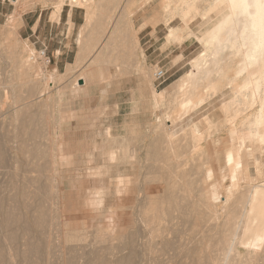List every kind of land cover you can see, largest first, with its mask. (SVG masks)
Here are the masks:
<instances>
[{
  "label": "rangeland",
  "instance_id": "rangeland-1",
  "mask_svg": "<svg viewBox=\"0 0 264 264\" xmlns=\"http://www.w3.org/2000/svg\"><path fill=\"white\" fill-rule=\"evenodd\" d=\"M54 1L55 0H22L19 3L20 6H15L10 0H3L2 3L6 6L7 12L5 16H0V30L10 21L16 25L17 32L15 34H10L9 40L5 43L2 42L0 37V95L2 96L4 93L9 95H7L8 100L6 99V105H4L1 110V112L4 113V117H1L3 115L0 112V117L3 119L2 121L0 118V133L3 136L1 137L0 134V138L2 142L5 141L1 147L3 151L0 150L2 151L0 154V164L2 163V165H0V214L2 216L6 210L8 211L9 209L11 212L13 209L12 213L15 212L20 217L27 213L21 219L24 220L27 219V217L28 219L32 218V215L35 217L38 214L43 213L44 215H42L45 217V220L46 218L49 219L52 215L51 219L47 220L48 222H51V220L55 222L52 221L51 224H48L46 223V220V224L42 227V229L45 228V232L44 230L38 231L41 227H37V229L36 227H29L30 232L28 231V227V229H25L21 228L22 225L20 226V223L14 224L12 229L15 232L18 231L16 232L17 239L15 237L17 241L14 239L15 242L7 239L6 235L4 236V233L6 232L5 234H7L9 230L5 231L2 224H0L2 227H0V262L2 261L0 264H108L109 261L114 263V260H117L116 262H118V264H133V260L135 259L136 262L139 260V263L135 262L136 264H211L212 257L215 255L214 246L218 242L222 243L216 230H213L211 227V224H214L216 220H213L214 222L212 221L211 223L213 218L211 219L210 215V217H208V214L210 213L206 212L208 213L206 215V213L202 211L201 206L194 202V200L199 199L196 196L197 193L192 194L191 192L193 190L188 188L187 185L184 186L187 187V190L189 189V192L183 190L184 186L182 187L183 189L180 188L183 184L182 181H187L189 178L191 180L195 175H197L198 178V174L201 172H197L199 171L198 169L204 164H210L211 161H206L209 159L208 155L205 160L204 157L206 155L202 154V159L206 162L202 164L204 161L200 158L201 160L198 162L199 160L196 158L198 161L195 160L194 165L193 161L187 159L185 155L182 153L179 154L181 151L183 152L184 147L183 145L181 146L182 143H178L180 146L173 145L176 150L173 149L170 151V153L172 152V155L166 153L169 152L167 151L169 149H167L168 145H166L167 148L163 147V144H165L163 138L156 133L152 134V131L149 130L151 126L146 127L147 129L143 128L151 117H149V115H151V110H148L151 109V107H148L149 104L146 105L148 102L146 99L148 96L150 97V91L148 90L153 86V89L157 92L164 91L165 102L159 108H155L156 110L159 109L164 113L171 108L175 80L187 71L188 68L190 69V59L200 52V44L193 38L186 39L181 43L174 42L166 44L165 35L168 31V27L176 25L177 19L165 23L158 12V0H154L151 3L152 7L149 8L145 7L146 5H142V7H144L142 14L137 12V14L135 13L136 15L134 14V17L131 16L130 10H133L134 8L136 10L137 7H139L136 2L133 3L131 0V4L134 6L130 5V8L127 10L128 14L126 13V15L122 13L126 2L125 0H105L96 6L94 14H92L88 21L87 17H85L84 26H82L80 32L82 35L81 43L80 45L77 44L74 62L67 65V67H72V71L66 73V67L65 70H58V73H54L52 71L55 68L51 67L49 63H46L42 58L32 60L34 61L32 69L29 68L27 70L25 67H19L18 62L16 61V55H18V52H22V54L25 53V55H33V53L37 51L31 40L26 38L25 35L22 36L19 33L22 18L26 17L29 22H32L40 13L42 14V18L50 16V12L54 8ZM29 4L31 5L27 6ZM14 7L17 8V12L13 15V18H10L12 11L15 9ZM63 8H75L85 15V7L83 6H72L67 2L64 4ZM130 19L133 21L134 28L139 29V27L142 26V29L137 33L138 43H134L133 30L129 24ZM49 20L55 19L49 17ZM112 21L113 24L111 25ZM142 23H144V25H142ZM193 29L196 32L198 31L197 27ZM26 45L28 49L24 52L23 47H26ZM156 70H162L164 72L163 77L158 80L154 78V72ZM101 71L104 72L106 78L101 79L100 81L97 75L98 72ZM38 72L45 73L46 75L50 73L53 74L54 77L51 83V89H47V86L49 87L51 84L47 85L46 82L42 81L41 74ZM79 74L90 77L94 76L95 82L93 81V83L91 81L88 84L89 86L86 85L79 92L71 94L70 90L74 87L73 82ZM108 77L109 79H107ZM42 89H46L45 94L41 92ZM59 89L65 91L62 100L58 99ZM7 105L10 107H7ZM193 108L192 111H188L191 109L189 108L187 112H184V115L182 113L180 119L185 122V120H187L186 118L193 117L192 119L196 121L210 112H218V99L212 102V104L196 107L193 106ZM150 122L152 123L153 120ZM153 124L154 123H152V125ZM133 128L134 132L131 133V129ZM29 131L33 134V137ZM146 132L147 135L144 136ZM37 135H39V137ZM67 137L71 140H68ZM159 140H162L163 142L160 143ZM45 142L47 143L45 144ZM57 142L58 144L62 143L67 149H73L76 153L81 150V152L76 155L77 157L75 156L74 163H77L76 165H79L80 168L85 166V156L82 155L83 152L92 149L93 143H96L98 150L101 149V151H99L100 153L103 149L107 148L118 151H116L114 155L115 157L108 161L109 163H107L105 157H103L104 159L102 158L103 154L100 155L98 154L99 152H92V160L87 163V166H99L100 176L104 178V180L112 182L111 189H106L107 194L105 193L106 197H110L111 202L107 200L109 197L105 198L104 196L107 202L105 199L103 200L100 205L101 210L99 209L97 211L96 217L93 216L94 213L84 202L83 196L86 195V193L82 194L88 190H85L89 185L87 180L82 179V181L75 178L80 172L74 173L72 169L70 170L74 165H68L66 161L58 160L59 162L56 161V164L53 165L54 162H52L49 152L51 151L52 143ZM77 142L80 144L76 146ZM37 147L39 149H37ZM162 148L165 150L163 149V151ZM120 149L125 152L122 153ZM36 150H39L38 153L41 151L40 154L42 159H40V154L38 155ZM44 151L46 152L43 153ZM173 152H178L177 158L174 157L176 154ZM4 153L7 156H5ZM44 155H47V157ZM179 155H181V157ZM77 158L80 160L84 159L83 161H80ZM180 160H184L182 162V164H184L181 165L182 167L180 164L178 165L182 168L179 167L182 173L184 172V180L181 179L184 175L182 174L183 176H181V171L177 168L178 166L176 167L178 164L177 162ZM50 162H52V165ZM194 166L199 168L196 170V167ZM193 168L197 172L194 175L193 173H195V171ZM176 169H178V171ZM200 170H202V168H200ZM176 172H178L179 175H177ZM145 173H147L146 176ZM173 174L177 176L178 179L174 177ZM134 175L137 176L141 185L145 184L149 186L144 188L142 185L143 187L141 186V188L144 189L138 192L135 191L137 192L135 195L136 200L134 199L135 201L131 203L130 183L131 176ZM170 175L175 180H179L178 176H180V181H176L177 183H175V181H172L173 178L170 177ZM200 175H202V173ZM122 176L123 179L125 178L124 180L127 188L124 190L125 192L122 191V194L115 198L111 191L114 190L113 185L116 182L115 179L117 177L122 178ZM127 176L129 177V180L127 179ZM166 177H169L170 181L169 179L167 180ZM159 179H161V181ZM158 180L161 185L164 184V182L165 185L174 182L176 184L173 186L175 189L173 187L170 188L171 185L169 186V189L173 188L175 191L172 190L173 195L176 193L178 194L181 190L184 192L186 191V194L187 192L190 193V197L192 195L194 196H192L194 200L190 199L193 200V203L195 204L192 205L193 203H190L192 202L190 199L189 202H186L187 204H182L183 207L180 206L181 203L178 202L185 203L184 201H187L185 199H181L183 201L178 199L179 201L177 203L179 205L176 204V206L179 207H175V204L171 205V203H168L167 201L159 203V198L162 197L165 192L162 195H157L160 194L157 192L158 189H155V186L157 187L155 182L157 181L156 183H158ZM193 180L196 181V178L194 179L193 177ZM143 181L146 182L143 183ZM128 183L130 185H128ZM150 185L153 187L152 189ZM154 189L157 190V193H155L156 195L153 194V196H150L155 192L151 193ZM20 190L22 192H20ZM195 191L197 192L198 189ZM44 192H47L49 197L46 200V197L43 196V198L45 197L44 200H46L43 204L41 201L43 200L42 195H45ZM182 192L179 195L182 196L184 194V192ZM145 194L148 195L149 198L151 197L150 200L149 198L147 199ZM20 195H23V197ZM154 197H157V199L154 200ZM18 199L21 202H18ZM40 199L42 200L40 201ZM151 199L158 201V203H154ZM151 203L154 204V206H152ZM198 203L203 206L201 201ZM40 204L43 208H46V210L44 208V212L42 213L41 211H43V209L40 208L42 209L40 210L38 207ZM188 204L189 206L191 204V208H194V206L198 208L199 206L198 209H201L202 213H205L208 218H203L204 214L201 212L200 214H202V217L198 218L197 215L200 216V214L196 213L197 208H195L194 211L191 210L189 206L188 208H185ZM153 207H155V210H153ZM204 208H206V206ZM87 209L89 211H87ZM207 209L208 208H206V210ZM156 210L159 211V213L162 211L163 213L160 215H164L159 217L153 216L152 211ZM188 211H190L189 216H187ZM143 212H146V214ZM191 212L193 213L191 214ZM99 213H101L100 216L103 215V213L104 215L111 213V215L109 214L107 217L103 215L100 217ZM190 215H195L197 217H195V221L201 219L197 221V223L199 222L198 225L194 220L192 222L193 218L192 216L190 217ZM1 216L0 223H2ZM109 218H113L115 223L113 219L110 220ZM209 218L211 219L210 221L205 220ZM97 221L98 224L96 223ZM201 221L202 223H200ZM133 222L135 224H132ZM155 222L156 225L159 224V227L157 226L159 229L156 228ZM108 223L113 226H109V228L103 227ZM117 223L120 228H118V225L116 226ZM193 223H196V225ZM16 225L21 229L16 227ZM137 225L141 228L139 229ZM149 225H152L153 228H150ZM132 226H136V228H134L135 230L131 228ZM160 226L162 228H160ZM98 228L101 229L100 232L102 230L103 232L99 233L97 231ZM155 228L158 229V231H156ZM1 229L3 230L1 231ZM95 229L97 234L94 233ZM138 229L141 232H139ZM160 229L161 231H159ZM43 232L44 234H42ZM124 232H126V234H124ZM138 232L139 235H136ZM129 233H131V237L133 236L134 239L137 240L138 244L134 241L137 245L132 243ZM160 233H163V236H160L162 235ZM155 234H157V236H155ZM37 237L40 240H38ZM125 237H127L128 240L125 239ZM162 237H164V241ZM29 238L30 240H34L35 243L33 241L30 242H33L35 245L36 243L42 244L39 245L40 247L38 246L41 248L40 251L37 250L32 253L24 251L27 250V245L31 244L28 241ZM129 240L131 245L133 244L135 247L130 245ZM165 240L166 243L167 240H169V242L164 244ZM41 241L43 243H41ZM161 241H163V243ZM176 242H178V244H176ZM169 243L170 246L168 245ZM138 245H141L140 248ZM219 245H216V247ZM126 246L130 247L127 249ZM146 246H149V248ZM105 247H107L109 251L108 249L106 250ZM105 250L107 253H105ZM143 250L147 251L144 253ZM133 251L135 253L139 252L137 253L138 255H135V253L133 254L136 258H132L133 256L131 257ZM85 252L87 257L86 255L83 256ZM87 252L90 254H87ZM26 254L29 259H26L27 257L24 256L22 257V255ZM139 255L142 256L140 259ZM210 256L211 259H209ZM122 257L125 258V261H123L124 259H122ZM107 259L109 260L107 261L108 263L105 262ZM120 259L125 263H121ZM231 259L234 261L233 257ZM230 260L229 262H231ZM261 260L264 261V258L262 257ZM132 261L133 263H131ZM239 261H244V258H242V260L238 259V264H242V262L240 263ZM263 261L258 264H262ZM116 262L114 264H116Z\"/></svg>",
  "mask_w": 264,
  "mask_h": 264
},
{
  "label": "bare ground",
  "instance_id": "bare-ground-1",
  "mask_svg": "<svg viewBox=\"0 0 264 264\" xmlns=\"http://www.w3.org/2000/svg\"><path fill=\"white\" fill-rule=\"evenodd\" d=\"M10 1L15 6H18L22 0H10ZM36 1H45V0H36ZM102 1H105V0H55L54 1V8L50 12L49 17L51 19H58V16H59L64 4L68 2L72 6L78 5V6L85 7V17H87V21H88L91 18L92 14H94V11L96 10V6H98V4ZM125 1H126L125 5L123 7L124 10L122 11L123 14L127 13V10L130 8V5H132L131 4L132 2L133 3L136 2V4L139 5V7H137L136 10H135V8L133 10L132 9L130 10L131 16L134 17V14L135 13L137 14V12L142 14V12L144 10V7H142V5H146L145 7H147V8L152 7L151 3L154 0H132V2H131V0H125ZM34 3H36V2H34ZM158 4H159V9H158L159 11L158 12L162 16L163 21L165 23H168L169 21H173L174 19H177L176 25H172V26L168 27V31L166 32V35H165L166 44H171L174 42L175 43H181L186 39L188 40V39L193 38L200 44L201 50L196 56H194L193 58L190 59V69L188 68L187 71H185L183 74H181L175 80V83L173 85L174 91L172 93V101H173L172 107L169 108L164 113L162 111H160L159 109L158 110L155 109V108H159L161 105L164 104V102H165L164 91L157 92L153 89V86L151 85L152 87L150 88V90H148V91H150V97L148 96L149 99H148V97L146 99V101L148 100L146 105L149 104L148 107L149 106L151 107V109H148V110H151V112H150L151 115H149V117L150 116L151 117L148 119V121L146 122V125H144L143 128L151 126L149 128V130L152 131V134L156 133V134L160 135V137L163 138L165 144L162 143L164 146L162 144H160V145L163 146L164 148L166 147V145H168L167 146L168 148L167 147L166 148L169 150H167V149L166 150L169 152L165 151L166 153H170V151H172L173 149L176 150L175 146H180V144H178V143H182L181 146L183 145V147L185 149L183 148V152L181 151L179 154L182 153L183 155H185L187 157V159H190L191 161H193V163L197 159L199 160V161L198 160L197 161L200 162V160L202 159V154L206 155L204 157L205 160L207 159V155H208L209 159H207L206 161H208V162L211 161V163L210 164L207 163V165H206V164H204L206 161L202 159L204 161V162H202V164L205 165V166L203 165L202 167H200V168H202V170H200L199 167H198L199 168L198 169L196 166H194V167H196V170L197 169L199 170L197 172L201 171L198 174L199 175L198 178H197V175H195L196 177L193 176L194 179L196 178V181L193 180V177H192L191 180L189 178V180H187V181H182L183 184L181 183L182 186L180 188H182L184 185H187L188 188L193 190L191 192L192 194L197 193L196 196L199 199L196 198L197 200H194L193 195H192L193 197L192 196L190 197V195H189L190 193H188L189 189L187 190L186 186H184L183 187L184 189L183 188L182 189L188 191L187 194L185 193L186 191L184 192L183 190H181V191H179L178 194L176 193L173 195V191L175 189L173 186L176 185L175 183L179 182L180 178H181L180 176H178L179 180H177L178 178L174 174H173V176L177 178L176 180L171 175H170V177H172L174 179V180L172 179V181H175V183L171 182L172 184L167 183L165 185V182H164V184L161 185V184H159L161 179H159L160 181L158 180V183H156L157 181L155 182V184H157V187L154 185L155 189H158V191L154 189L153 191H151V193L154 191L155 192L152 193V195H150V193H149V195L153 196V194H155L157 192L160 193L157 195H162L165 192V194L159 198V200H158L159 203L167 201L168 203H171V205L175 204L174 205L175 207H179V206H176V204L179 205L178 203H181L180 206H182V204H187L186 202H189V199L191 198L194 200V202H196L199 206H201L202 211H204L205 213L206 212L210 213V214L206 213V215L208 214V217L211 216L210 218L211 219L213 218V219L211 220L209 218V219H205V220H208V221L211 220V223L213 220L214 221L216 220V222L214 224L213 223L211 224V227L213 230H216V233L220 236V239L222 240V241L220 240L222 243L218 242L216 244V245L221 244L218 247H216V245L214 244L215 245L214 246L215 255H214V257H212V261L210 262L211 264H230V263L231 264H233V263L238 264V259L242 260V258H244V261H239L240 263L242 262V264H254V263L258 264V263H261L263 261V260H261L262 257L264 258V0H158ZM30 5L31 4H29L27 6H30ZM132 6H134V5H132ZM14 8L15 9L12 11L10 18H13V15H15L17 12V8L16 7H14ZM112 24H113V21H112L111 25ZM129 24L131 25V28L133 30L134 43H138L137 33L140 29H142V26H140L139 29L134 28L133 27V21L131 19L129 21ZM142 25H144V23H142ZM196 27L198 29L197 32L194 31V29H193ZM16 28H17L16 25L13 22L9 21L6 24V26H4V28H2L3 30L2 29H1L2 31L0 30L1 31L0 37H1L2 42H4V43L7 42L9 40V35L15 34L17 32ZM81 38H82V35L80 33L78 38H76V42L79 45L81 43ZM27 49H28L27 45H26V47H23L24 52H26ZM17 54L18 55H16V57H17L16 61L18 62L19 67H21V68L25 67V68H27V70L29 68L32 69V66H34L33 65L34 61H32V60H34V58H33L32 54L25 55V53L22 54V52H20V53L18 52ZM69 71H72L71 66L67 67L66 73H68ZM52 72L58 73L56 69H54ZM112 73H114V72H112ZM39 74H41V80L46 82L47 85L52 83V80L54 77L52 73H50L48 75H46L45 73H39ZM104 75H105L104 72L101 71V72H98L97 77L101 81V79L106 78ZM107 79H109V77ZM79 80H82L83 83L79 84V82H78ZM91 81L95 82L94 76L90 77V76H85V75L79 74L73 82L74 87L72 86L73 88L70 90L71 94H75V93L79 92L80 90H82V88H84L86 85H88ZM149 83L151 84L150 81H149ZM142 86H144V85H142ZM48 88L51 89L52 84H51V86L49 85V87L47 86V89ZM59 90L60 91L58 93V99L62 100L63 93H65V91H63L62 89H59ZM41 92H43V94H45L46 89H42ZM147 93H149V92H147ZM140 94H141V92H140ZM7 95H6V93H4L2 96L0 95V112L3 109L2 107L4 105H6L5 103L7 102V100H8L7 97L9 96V95L8 96ZM217 99H218V112H215V111L210 112V113L206 114L205 116H203V118H200L196 121H194L192 119L193 117L192 118H186L187 120H185V122L180 119L181 114L183 113V115H184V112H187V110L189 108H191V109H189L188 111H190V110L192 111L193 106L196 107V106H200V105L201 106L209 105V104H212V102H214ZM9 105H7V107ZM3 112H4V110H3ZM3 114L4 113H2V115ZM87 115H89V114H87ZM185 115H186V113H185ZM1 117H4V115ZM1 119H0V122H1ZM58 120H59V118H58ZM152 120H153L152 123H154L153 125L150 122ZM2 121H3V119H2ZM167 122H169V123H167ZM150 131H148V132H150ZM133 132H134V128L131 129V133H133ZM30 133H28V134H30ZM26 135H27V133H26ZM39 135H37V136L39 137ZM45 135H47V134H45ZM146 135H147V132L144 134V136H146ZM1 137H3L2 134H1ZM32 137H33V134H32ZM40 137H41V135H40ZM69 138H70V135H69ZM69 138H68V140H71ZM156 138H158V137H156ZM75 139H76V136H75ZM44 140H45V138H44ZM0 141H1V138H0ZM4 142L5 141L0 142V150H2L1 147L3 146ZM161 142H163V141L161 140L160 143ZM46 143L47 142H45V144ZM78 144H80V143L77 142L76 146ZM49 145H51V144H49ZM119 145H117V146H119ZM173 145H175V146L173 147ZM67 146H68V144H67ZM111 146H112V144H111ZM169 146H170V148H169ZM39 147H40V145H39ZM121 148H122V146H121ZM164 148H162V150ZM29 149H31V148H29ZM37 149H39V148L37 147ZM116 149H118V148H116ZM41 150H43V149H41ZM86 150H87V148H86ZM2 151H0V154L2 153ZM22 151H23V148H22ZM38 151L36 153L39 155L41 151L39 153H38ZM99 151H101V149L98 150L96 143H93L92 149L87 150L86 152H83V154L81 153L83 156H85V159L83 158L84 164H85V166L83 168H80L79 165H76L77 163L74 164L75 163V156L78 153H80L81 150L79 152L77 151V153H76V151H73V149H67L62 143L58 144V142H57V143H52L51 151L49 152V155L51 156L52 162H54L53 165L56 164V161H58V160L66 161L68 165H71V166L74 165V167H71L70 170L72 169L74 171V173L80 172L77 174V176L75 178H77L79 180H82V179L87 180V183L89 185H88V187L85 188V190L86 189H88V190H86L84 193H82V194L86 193V195H84V196L82 195V196L84 198L85 204L88 205L87 207L90 208V210L94 213L93 216H95V217H96L97 211L101 207L100 205L102 204L103 200L105 198L109 197L108 195H107L108 197L105 196L107 194L106 189H109L111 187V183H112V182H108V181L104 180V178H102L100 176L99 166H96V165H95V167H92V165L87 166V163H89V161L92 160V156H93L92 152H99ZM116 151L107 148V149H103V151L101 153L99 152L98 154H100V155L103 154L102 158L105 157V159L107 160V163H109L108 161L112 160L115 157L114 155H115ZM120 151H122V150L120 149ZM45 152L46 151H44L43 153H45ZM124 152L125 151H122V153H124ZM170 154L172 155V152ZM174 154H176V156H174V157L177 158L178 152L174 153ZM31 155H32V153H31ZM121 155H123V154H121ZM5 156H7V155L5 154ZM39 156H40V159H42L41 154ZM44 156L47 157V155H44ZM179 156L181 157V155H179ZM51 159H50V161H51ZM83 159L82 160L78 159V160L83 161ZM6 160H7V158H6ZM6 160H3V161H6ZM183 161L184 160H180L179 162H177L178 164L177 165L175 164L176 167L179 164H180V166L183 165L184 164V163L182 164ZM187 161H189V160H187ZM52 162H50L51 165H52ZM0 165H2V163ZM103 165H105V164H103ZM194 165H195V163H194ZM197 165H198V163H197ZM199 165H201V164H199ZM180 166L177 167L179 169V171H181V169H182L181 168L182 166L181 167ZM178 169H176V170L178 171ZM193 170H194V168H193ZM196 170H194L195 173H193V175L197 173ZM183 171H184V169H183ZM176 173H177V175H179L178 172H176ZM201 173H202V175H200ZM146 174L147 173H145V176H146ZM180 174H181V176H183L184 172L182 173V171H181ZM117 178L115 179L116 182L113 185L114 190L111 191L113 193V195L115 196V198L117 196L121 195L122 191H124L127 188V185H126L125 180H124L125 178L123 179V176H122V178H118V179ZM183 178H185V175L181 179H183ZM127 179L129 180V177ZM166 179L167 180L169 179V181H170L169 177H166ZM148 181H147V183H148ZM145 182L143 181V183H145ZM129 183H128V185L131 184L130 187H131V203H132L133 201L136 200L135 199L136 193L138 191H141L142 189L148 187L149 185L142 184L144 186V188H141L142 185H141V183H139L136 175L131 176V183L130 184ZM184 183H187V184H184ZM169 186H170V188L173 187L174 189L173 188L169 189ZM152 188L153 187L151 186V189ZM197 189H198V191L196 192L195 190H197ZM21 190H23V189H21ZM21 190H20V192H22ZM168 190H169V192H168ZM135 191H137V192H135ZM182 191L188 197L185 196L184 194H183L184 196L179 195V194H181ZM176 192H178V191H176ZM42 194H43V192H42ZM44 194L45 195H42V198H43V196H45L46 200H47V198L49 197V194L47 192L46 193L44 192ZM47 194H48V196H47ZM20 196L23 197V195H20ZM104 196H105V198H104ZM17 197H18V195H17ZM45 197L43 198V200L40 199V201L42 200L41 202L43 204H44V201L46 202V200H44ZM146 197H147V199L149 198L148 195H146ZM40 198H41V196H40ZM150 198H149V200H150ZM154 198H155L154 200L157 199V197H154ZM178 199L179 200L185 199L187 201H184L185 203H182V202H178L179 201ZM107 200L110 201V197ZM107 200H106V202H107ZM151 200H153V199H151ZM183 200H181V201H183ZM193 200H191L192 202H190V203H193ZM199 200L203 203V206L205 205L206 208H208L207 209L208 211L206 210V208H204L205 206L203 207L202 204L200 205L198 203V202H200ZM19 201L20 200L18 199V202ZM118 201H119V199H118ZM127 201H129V200H127ZM158 201H154V203L155 202L158 203ZM18 202H16V203H18ZM25 204H26V202H25ZM194 204L195 203H193L192 205H194ZM151 205L154 206V204H152V203H151ZM40 206H41V204L38 205V207H39V209L40 208L43 209V211H41V213H42V212H44L45 207L43 208L42 206L41 207ZM105 206H106V204H105ZM119 206H117V207H119ZM188 206H189V204L185 208H188ZM199 206H198V208H199ZM153 208H154L153 210H155V207H153ZM162 208H164V207H162ZM189 208L194 211V209L197 207L194 206V208L193 207L191 208V204H190ZM42 209H40V210H42ZM175 209H177V208H175ZM197 209H196L197 214L198 213L200 214V212L202 213L201 209L200 210L198 209L199 212L197 211ZM12 210H11V212L9 211V209H8V211L3 210L5 212L2 214V216L0 214V216L2 217V223H0V224H2L3 229L5 231L9 230V232L7 234H5L6 232L5 233L3 232L4 236L6 235V238L9 239L10 241L11 240L14 241L15 237L17 239L16 232H18V231L15 232L12 229V226L14 224L20 223V226L22 225L21 228H25V229L27 227L28 228L29 227H36V229H37V227H39V228L41 227V229H39L38 231L44 230V232H45V228L42 229L43 225L46 223L51 224V222L53 221V220H51V222L50 221L48 222V220L51 219L52 215L49 217V219L46 218V220L48 219L46 221L45 217L43 216L44 215L43 213H42L43 215L42 214L37 215L38 211L36 213L37 216L33 217L34 215H32V218L28 219V217H27V219L21 220L22 217L27 213L23 214V216L21 215V217H20L15 212L12 213ZM45 210H46V208H45ZM165 210H167V209H165ZM168 210H170V209H168ZM87 211H89V210L87 209ZM156 211H152L153 216L159 217V216L164 215V214L160 215L161 213H163L162 211H161V213H159V211H157V212ZM146 212H143V213L146 214ZM189 212L190 211H188V215L186 214L187 216H189V214H190ZM47 213H48V211H47ZM56 213H57V211H56ZM112 213H113V211H112ZM165 213H166V211H165ZM192 213L193 212H191V214ZM205 213H202V214H204L203 218L204 217L208 218V217H206ZM100 214L101 213H99V216H100ZM109 214L111 215V213H109ZM109 214L104 215V213H103V215L106 217L109 216ZM202 214H200V216L197 215V217L201 218ZM103 215H101V216H103ZM172 215H175V214H172ZM45 216H46V213H45ZM191 216L192 215H190V217ZM195 217L196 216L193 215L192 216L193 219L190 218V219H192V222H193V220L195 221ZM139 218H140V216H139ZM55 219L57 220L56 217H55ZM109 219L112 220L113 218H109ZM160 219H161V217H160ZM199 220H201V219H198L197 221H199ZM45 221H46V223H45ZM197 221H195V222L197 223ZM53 222H55V221H53ZM134 222L132 224H135ZM56 223H57V221H56ZM96 223L98 224V221ZM111 223H113V222H111ZM114 223H115V220H114ZM196 223H193V224L196 225ZM198 223H197V225H198ZM200 223H202V221ZM117 225H118V223L116 224V226ZM138 225H137V227H138ZM158 225H156V222H155L156 228L159 227ZM109 226H113V225L108 223V224H105L103 227L109 228ZM153 226H154V224H153ZM153 226L149 225L150 228L151 227L153 228ZM16 227H19V226L16 225ZM103 227H102V229H103ZM118 228H120L119 225H118ZM131 228L134 229V228H136V226L135 227L132 226ZM160 228H162V227L160 226ZM3 229H1V231ZM96 229H97V226H96ZM96 229L94 231V233H96V234H97V231L99 233L103 232V230L100 232V230H101L100 228H98L97 231H96ZM139 229H138V231L141 232ZM158 229H156V231H158ZM141 230H143V229H141ZM28 231H30V228ZM159 231H161V229ZM44 232L42 234H44ZM139 232L136 235H139ZM37 233H40V232H37ZM121 233H122V231H121ZM124 234H126V232H124ZM160 234H162L160 236H163V233H160ZM130 235H131V233H129V236ZM153 235H154V233H153ZM155 236H157V234H155ZM40 237H41V235H40ZM132 237L130 238V240L132 241V243L134 245H137L138 244L137 240H135L134 237L132 239ZM37 239L40 240L38 237H37ZM125 239H127V237H125ZM160 239H161V237H160ZM162 239L164 241V237H162ZM170 239H171V237H170ZM130 240H129V243L131 245ZM28 241L31 244L27 245V243H26L28 248H27V250H24V251H27L28 253H32L34 251L36 252L37 250H39V251L41 250V248H39L40 247L39 245H42V244L36 243V245H35L34 240H30V238ZM30 241H33L34 243L30 242ZM42 241H43V239H42ZM42 241H41V243H43ZM134 241H136L137 244L134 243ZM163 241H161V242L163 243ZM218 241H219V239H218ZM168 242H169V240H167V243ZM129 243H128V245H129ZM167 243L165 240L164 244H167ZM147 244H145V245H147ZM176 244H178V242H176ZM168 245L170 246V243ZM140 246L138 245L139 248H140ZM126 247L128 249V247H130V246H126ZM146 247L149 248V246H146ZM105 248H106V250L108 249L107 247H105ZM160 248H162V247H160ZM164 248H165V246H164ZM167 248H168V246H167ZM42 249H43V247H42ZM142 249H140V250H142ZM92 250H93V248H92ZM92 250H91V252H92ZM112 250H113V248H112ZM108 251H109V249H108ZM145 251H147V250H145ZM145 251L143 250L144 253H145ZM88 252H87V254H90ZM105 253H107V251ZM134 253L135 252L133 251L131 257L133 256ZM137 253H139V252H137ZM137 253H135V255H138ZM127 254H129V253H127ZM26 255H22V257L24 256V257H27L26 259H29L28 258L29 254L27 256ZM84 255H86V252H85V254H83V256ZM40 256H42V255H40ZM231 256L234 258L233 259L234 261H232ZM86 257H87V255H86ZM126 257H128V256H126ZM134 257L135 256H133L132 258H134ZM140 257H142V256L139 255V259H140ZM122 259H124L123 261H125V258L122 257ZM137 259H138V257H137ZM209 259H211V256ZM0 260H1V258H0ZM229 260L231 262H229ZM257 260L258 261L260 260V261L258 262ZM107 261H109V260L108 259L105 260V262H107ZM114 261L116 262L117 260H114ZM123 261L121 260V263H125ZM127 261H129V260H127ZM133 261L135 263L136 259ZM133 261L131 263H133ZM29 262H30V260H29ZM109 263L114 264L111 261H109ZM128 263H130V262H128ZM136 263H139V260ZM263 263H264V261H263ZM34 264H36V263H34ZM103 264H105V263H103ZM116 264H118V262H116ZM140 264H142V263H140Z\"/></svg>",
  "mask_w": 264,
  "mask_h": 264
},
{
  "label": "crops",
  "instance_id": "crops-1",
  "mask_svg": "<svg viewBox=\"0 0 264 264\" xmlns=\"http://www.w3.org/2000/svg\"><path fill=\"white\" fill-rule=\"evenodd\" d=\"M0 0V16L6 15V6ZM19 33L31 40L36 50L45 48L49 65L58 70H65L75 59L78 38L85 15L75 8H62L58 19L49 20L37 15L32 22L22 18Z\"/></svg>",
  "mask_w": 264,
  "mask_h": 264
},
{
  "label": "built area",
  "instance_id": "built-area-1",
  "mask_svg": "<svg viewBox=\"0 0 264 264\" xmlns=\"http://www.w3.org/2000/svg\"><path fill=\"white\" fill-rule=\"evenodd\" d=\"M32 56H33L34 59H37V58L41 59L42 58V59H44L46 61V63H49V58H48V56L46 54V49L44 47L39 49V50H37L36 52H34ZM163 75H164V72L162 70H156L154 72V78L156 80L162 78Z\"/></svg>",
  "mask_w": 264,
  "mask_h": 264
},
{
  "label": "water",
  "instance_id": "water-1",
  "mask_svg": "<svg viewBox=\"0 0 264 264\" xmlns=\"http://www.w3.org/2000/svg\"><path fill=\"white\" fill-rule=\"evenodd\" d=\"M78 82H79V84H82V83H83V81H82V80H79Z\"/></svg>",
  "mask_w": 264,
  "mask_h": 264
}]
</instances>
